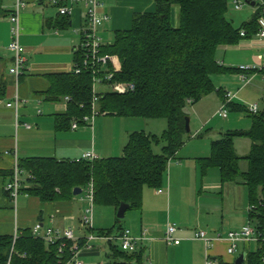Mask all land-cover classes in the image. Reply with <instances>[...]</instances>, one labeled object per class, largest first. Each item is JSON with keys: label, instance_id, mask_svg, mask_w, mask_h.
Returning <instances> with one entry per match:
<instances>
[{"label": "crops", "instance_id": "0c3cea01", "mask_svg": "<svg viewBox=\"0 0 264 264\" xmlns=\"http://www.w3.org/2000/svg\"><path fill=\"white\" fill-rule=\"evenodd\" d=\"M25 3L19 13L18 37L20 46L24 48L25 63L23 74L16 81L9 73L13 66V54L7 49L12 39L11 28L14 26L9 20L14 1L1 0L2 9L8 13L0 17V237H20L24 232H31L36 224H40L43 230L70 229L80 240L89 233L98 235V231L120 233L122 231H117L116 228L117 211L113 207L94 206L86 199V191L82 190L79 196H73L70 200L43 203L37 197L23 192L29 187L27 175L23 171L21 194L15 205L4 190L12 178L15 156L18 163L22 159L31 158L73 162L87 152L97 159L119 158L128 137L132 133L148 129L147 123L141 122L143 119L105 114L81 123L75 130L71 129V124L77 118L73 117L68 125L63 124L68 103H65L63 96L55 100V93L53 101L50 100L52 85L56 80L53 76H60L62 87L61 76L73 72L74 61L76 58L78 60L76 48L79 45L78 33L83 25L84 7L76 6L67 17V28H63L64 21L57 12L35 0H25ZM154 8L153 0H105L99 12L108 14L110 19L101 27L100 37L102 38L101 34L106 28L112 30V33L128 30L135 15L153 12ZM174 8L171 13L172 24L177 26L178 10ZM102 42L105 43L103 38ZM263 52L264 41L249 39L236 46L218 48L216 58L220 65L229 68L262 67L264 62L260 57ZM232 75L235 74L228 75L231 76L230 79L233 78ZM218 78L220 76L214 79V84L221 80ZM237 82L236 85H239L240 82ZM241 88L242 86L233 94L235 97ZM262 89L261 96L264 91ZM16 94L21 100L17 112L18 126L13 110L7 108ZM212 96L218 98L213 113L217 114L223 103L221 96L212 94L200 103ZM197 118L199 119L198 116ZM202 122L206 123L207 119ZM24 125L30 128L25 129ZM164 129L162 123L160 127L154 126V131L158 134H154L152 130L144 133L159 136ZM200 130L195 131L190 138L198 136ZM221 134L223 133L219 132L214 135L217 137L214 140ZM247 142L243 156L250 150L251 143ZM186 149L188 161L210 155V147L205 150L203 143L196 148L184 143L168 164L163 187L156 190L144 188L141 209L130 211L135 213L127 220L126 211L122 219V229L129 230L132 237L141 239L135 252L127 254L141 255V264H205L207 255L218 264H234L242 254L245 255L246 262V256L257 250V242L239 243L236 252L228 254L226 241H218L210 249H206L203 242L192 240L197 231H203L209 237H225L229 232L251 225L248 218L250 206L243 185L222 183L216 169H210L201 176L196 161L191 166L185 165L179 155ZM245 168L246 165L241 166L242 171ZM89 208L91 232L83 230L80 225L81 217ZM167 225L176 228L174 238L180 240L179 245L165 242ZM112 246L114 247L101 240L91 242L90 247L83 246L80 249L76 260L83 264L125 263L127 256L119 252L113 253L110 250Z\"/></svg>", "mask_w": 264, "mask_h": 264}, {"label": "trees", "instance_id": "16d2710c", "mask_svg": "<svg viewBox=\"0 0 264 264\" xmlns=\"http://www.w3.org/2000/svg\"><path fill=\"white\" fill-rule=\"evenodd\" d=\"M153 12L137 14L128 30L115 31L113 42L106 44L103 53L117 58L119 72L114 82L134 86L126 93H101L96 103L99 114L163 120L165 129L159 135L144 132L132 133L119 158L94 161L58 162L49 158H31L19 161V168L27 175L29 187L23 192L37 197L41 202H61L73 197V190L86 191L92 185V204L98 207L128 205L129 211H139L144 188L163 187L167 167L189 137L185 130L186 110L202 99L217 94L225 101L224 92L216 90L214 79L223 75H238L239 68H229L217 62L218 48L236 46L243 40L254 38L258 31V4L255 13L238 28L227 18L228 0H153ZM264 2V0H262ZM178 10V24H172V9ZM8 12L1 7L0 17ZM59 16V15H58ZM62 27L67 28V16ZM244 31V36L240 33ZM74 61V66L79 63ZM110 68V66H109ZM253 70L249 74L261 73ZM52 85L50 100L59 96L70 98L68 112L63 118L68 125L73 117L80 119L90 114L92 76L89 72L60 76ZM54 78V79H55ZM55 93V94H54ZM62 97V98H63ZM264 104V93L262 96ZM80 105H84L80 108ZM230 110H241L227 105ZM251 118L248 131H227L211 141L210 155L196 159L201 176L216 169L222 183H238L247 191L251 226L264 238V108L258 113L247 111ZM245 138L251 143L249 153L239 157L234 149V139ZM160 146L159 154L154 150ZM245 163V170L240 164ZM122 220L117 219V231H123ZM91 230V229H90ZM89 229L87 231L91 232ZM98 235H110L98 231ZM83 240L78 242L83 247ZM71 242H66L62 255L59 243L53 245L34 239L24 232L15 243L9 236L0 237V264H65L72 258ZM110 250L127 256L123 264H141L139 254L122 252L114 245ZM24 255V257H22ZM264 242H258L256 251L246 256L242 264H263Z\"/></svg>", "mask_w": 264, "mask_h": 264}, {"label": "built area", "instance_id": "2783aa9c", "mask_svg": "<svg viewBox=\"0 0 264 264\" xmlns=\"http://www.w3.org/2000/svg\"><path fill=\"white\" fill-rule=\"evenodd\" d=\"M14 8L10 14L9 20L14 24L11 28V42L9 43L7 49L13 54V66L9 70V73L13 75L16 81L23 74L25 59L23 57L24 48L20 46L18 37H19V13L25 7V0H13ZM41 5L47 7L55 8L57 15L59 16H70L74 8L78 5L84 7L83 13V25L80 28L78 33L79 36V45L76 48L78 53V59L80 60L73 68V73L79 75L82 72H89L92 76V100L90 104V114L83 116L80 119L74 120L71 124V129L75 130L81 123H87L90 120L92 121L94 117L99 115V112L96 109V103L100 99V92L97 90V86H109L113 90H117L114 93H126L134 91V86L132 84L122 85L121 83H116L114 81V75L119 72V63L117 58L106 55L103 53V48L105 43L102 42L100 37L101 27L108 23L110 17L108 14H102L99 10L103 7L105 0H35ZM241 1V3H240ZM245 1L249 3L254 2L258 4V9H260V15L257 18L258 31L255 34L253 40L264 41V2L262 0H233L234 10H240L242 4H246ZM248 5V4H247ZM254 5V6H255ZM250 6V5H249ZM254 6L252 7L254 10ZM244 31L240 33V36H244ZM260 59L264 62V52L262 53ZM110 66V68H109ZM242 73L238 74V80L242 84V88L248 86L254 75L249 73L253 70L260 71L261 67L255 66H241L239 67ZM225 101L222 103L217 115L222 119L228 117L227 105L232 102L235 95L226 92ZM65 103L70 102V98H64ZM21 100L16 94L11 103L7 104V108L13 110L15 115V123L18 126L17 121V112L20 106ZM84 105H80V108H83ZM248 111L252 114L258 113L259 109L257 105L251 106ZM25 129H29L28 125H24ZM97 158L90 152L84 153L80 159L75 160V163L81 161H94ZM13 174L11 181L5 186V192L9 195L11 202L15 205L17 197L21 194L22 189V175L23 172L19 168L18 161L16 156L14 157L13 165ZM86 199L92 202V185L90 184L86 190ZM252 209V208H250ZM91 209H86L83 216L81 217V227L83 230L91 229V219H90ZM176 228L173 225H167L165 231L164 240L167 244L179 245L180 240L174 238V233ZM31 235L34 239H39L44 241L46 244L53 245L59 243L58 253L62 255V252L65 247L66 242H71V253L72 258L65 264H83L81 261L76 260L77 254L81 248L78 246L79 238H76L73 231L70 229L60 230L54 228H47L43 230L40 224H36L31 229ZM17 236L13 237V243L17 240ZM83 246L85 248L90 247L91 242L101 240L105 243L117 245L119 250L126 253H133L136 250L137 243L139 238H134L131 236L129 230H123L117 234L110 235H93L89 233L83 239ZM194 241L203 242L206 249H210L214 243L218 241H226L228 244L227 253L234 254L236 252L237 245L239 243L250 244L253 242H264V238L260 234H257L253 227L248 224L239 231H232L226 234L225 237L221 235H216L214 237H209L203 231H197L192 237ZM24 257V255L22 256ZM262 263L264 264V257L262 258ZM205 264H218L216 260L211 259L208 255L206 256Z\"/></svg>", "mask_w": 264, "mask_h": 264}, {"label": "rangeland", "instance_id": "374dc122", "mask_svg": "<svg viewBox=\"0 0 264 264\" xmlns=\"http://www.w3.org/2000/svg\"><path fill=\"white\" fill-rule=\"evenodd\" d=\"M13 3V2H12ZM233 0H228V13L227 18L232 21L233 26L235 28H238L242 23L246 22L250 19L251 15L255 13V10L247 5L242 4V7L240 10H234L233 7ZM241 3V1H240ZM49 10L56 12L55 8L48 7ZM177 10V8H174ZM102 30V29H101ZM102 38L104 39L105 44H111L113 42V33L112 30L109 31L108 28L103 30L101 34ZM254 58L256 59V55H254ZM253 59V60H255ZM253 79L251 83L240 89V92H238L237 96L232 100V104L236 105V107L241 108V110H230V108H227L228 113V119H222L218 117L217 114L214 113L215 106L217 105L218 98L215 96H212L211 98L207 99L206 101L200 103L198 102V105H193L187 108L186 113L188 115L189 119V128H190V134L189 137H185V143H188L190 147H198L200 145H204V148L210 147V141L214 140L217 133H226L227 131H248L251 127V118L248 114V109L253 106L257 105L259 110H262L264 108V104L262 102V91L261 89L264 87V78L261 73H253ZM233 78L230 79L231 76L223 75V77L220 76L221 80L216 81V84H214L218 89H223L226 92H230L232 94H235L238 89L242 86V84L236 85L239 81L238 75H232ZM218 78V79H220ZM220 82V83H219ZM221 85V86H220ZM240 86V87H239ZM97 89L102 92H117V90H113L109 86H97ZM264 90V89H262ZM264 93V91H263ZM225 96V93H224ZM200 103V104H199ZM199 117V119L197 118ZM207 119V122L204 123L202 121H205ZM147 123L148 129H144L149 132L152 130L154 134V126L158 125H164L166 126L165 121L163 120H142L141 122ZM203 126V127H202ZM201 129L200 134L193 139L192 137L193 133L197 130ZM141 132V131H138ZM162 133V132H161ZM160 133V134H161ZM215 135V136H214ZM208 140V141H207ZM248 139L245 138H235L234 139V149L236 154L240 157L243 156L246 152V146L245 143H248ZM208 144V145H206ZM155 154H159L160 152V146L155 148L154 150ZM181 161L184 162L185 165L191 166L193 163L195 164V159L191 158L192 161H188V154L187 149L183 150L179 155ZM245 163H241L240 167L244 166ZM135 212H128L126 214V220L131 217ZM238 257V254L236 255Z\"/></svg>", "mask_w": 264, "mask_h": 264}, {"label": "water", "instance_id": "95a60500", "mask_svg": "<svg viewBox=\"0 0 264 264\" xmlns=\"http://www.w3.org/2000/svg\"><path fill=\"white\" fill-rule=\"evenodd\" d=\"M246 4L250 5L251 7H253L255 4L254 2H251L249 3V1H245ZM185 130L186 132L188 133L190 130H189V119L186 118L185 120ZM82 193V190L79 189V188H76L73 190V196H79L80 194ZM128 210V205L126 204H120L118 210H117V214H116V217L120 220H122L124 218V215L126 213V211ZM244 259H245V255L242 254L241 256H239L235 263L234 264H242L244 262Z\"/></svg>", "mask_w": 264, "mask_h": 264}]
</instances>
